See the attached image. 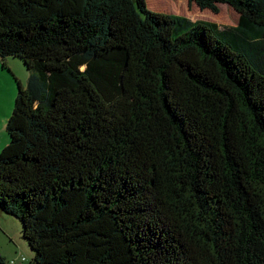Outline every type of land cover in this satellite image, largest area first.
I'll list each match as a JSON object with an SVG mask.
<instances>
[{
    "label": "trees",
    "instance_id": "1",
    "mask_svg": "<svg viewBox=\"0 0 264 264\" xmlns=\"http://www.w3.org/2000/svg\"><path fill=\"white\" fill-rule=\"evenodd\" d=\"M189 1L239 20L0 0L29 72L0 153L26 264H264V0Z\"/></svg>",
    "mask_w": 264,
    "mask_h": 264
},
{
    "label": "rangeland",
    "instance_id": "2",
    "mask_svg": "<svg viewBox=\"0 0 264 264\" xmlns=\"http://www.w3.org/2000/svg\"><path fill=\"white\" fill-rule=\"evenodd\" d=\"M146 1L148 8L153 11L183 15L192 20H210L222 24H236L239 20L238 12L227 4H219V11L214 12L211 9H202L189 0ZM28 76L27 66L22 59L0 58V152L12 139L8 125L18 109V81L26 87ZM28 246L22 234L21 221L15 216L0 211V255L8 264H12L13 261H16L15 264H26L34 254L30 252ZM24 257L27 258L25 262L21 260Z\"/></svg>",
    "mask_w": 264,
    "mask_h": 264
},
{
    "label": "crops",
    "instance_id": "3",
    "mask_svg": "<svg viewBox=\"0 0 264 264\" xmlns=\"http://www.w3.org/2000/svg\"><path fill=\"white\" fill-rule=\"evenodd\" d=\"M8 142H9V141H8ZM8 142H7V143H8ZM8 144H9V143H8ZM8 144H7V145H8ZM7 145H6V146H7ZM6 146H5V147H6ZM0 153H1V152H0Z\"/></svg>",
    "mask_w": 264,
    "mask_h": 264
}]
</instances>
